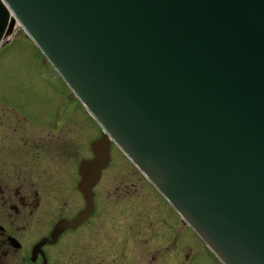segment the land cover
I'll return each mask as SVG.
<instances>
[{
	"label": "water",
	"instance_id": "obj_1",
	"mask_svg": "<svg viewBox=\"0 0 264 264\" xmlns=\"http://www.w3.org/2000/svg\"><path fill=\"white\" fill-rule=\"evenodd\" d=\"M16 25L102 130L72 224L114 143L221 264H264V0H0Z\"/></svg>",
	"mask_w": 264,
	"mask_h": 264
},
{
	"label": "flooded vegetation",
	"instance_id": "obj_2",
	"mask_svg": "<svg viewBox=\"0 0 264 264\" xmlns=\"http://www.w3.org/2000/svg\"><path fill=\"white\" fill-rule=\"evenodd\" d=\"M58 93L60 100L54 113L56 118L50 120L21 121V118L14 117L16 110L12 107L15 106L5 104V108L0 105V264H80V237L86 234L84 237L95 241L98 231H103L105 239L115 237L116 241L111 243L114 249L109 247L108 250L122 255L127 251L124 249L122 219L114 225V216L94 220L107 213L105 204L103 212L100 211L98 191L108 166L101 170L97 183L91 189L92 212L78 224H72L86 206L84 195L79 190V165L82 160L93 158L90 144L95 138L86 146L89 157L79 158L70 173L64 171L65 117L74 107L65 111L61 101L63 94ZM71 99L75 102L74 98ZM135 170L168 212L172 229L165 230L164 235L169 238V245L175 241L182 227H187L194 235L146 177L137 168ZM117 212L124 214V209ZM61 224L53 236L57 225ZM103 252L108 253L106 250ZM170 254L167 262L175 264V258Z\"/></svg>",
	"mask_w": 264,
	"mask_h": 264
},
{
	"label": "rangeland",
	"instance_id": "obj_3",
	"mask_svg": "<svg viewBox=\"0 0 264 264\" xmlns=\"http://www.w3.org/2000/svg\"><path fill=\"white\" fill-rule=\"evenodd\" d=\"M58 91L63 94L61 101L65 111L74 107L65 117L63 133V168L70 173L79 158L89 157L87 143L97 139L101 128L79 107L76 99L72 101L71 91L23 29L16 25L0 46V105L15 106H11L16 110L14 117L21 118V121L50 120L56 118L54 113L60 100ZM110 155L111 163L107 165L109 169L104 173L98 191L100 211L103 212L105 204L107 213L94 220L114 216V225L122 219L124 249L127 251L122 255L108 250L116 240L115 237L105 239L103 231L96 233L95 241L88 240L85 234L80 237V264H170L167 262L170 252L175 264H218L187 227H182L175 241L169 245L164 232L172 227L166 208L115 144ZM120 209H124V214L117 212ZM109 234L112 235L111 232ZM130 249L133 251H128ZM105 250L107 254L103 252Z\"/></svg>",
	"mask_w": 264,
	"mask_h": 264
},
{
	"label": "bare ground",
	"instance_id": "obj_4",
	"mask_svg": "<svg viewBox=\"0 0 264 264\" xmlns=\"http://www.w3.org/2000/svg\"><path fill=\"white\" fill-rule=\"evenodd\" d=\"M183 221V220H182Z\"/></svg>",
	"mask_w": 264,
	"mask_h": 264
}]
</instances>
